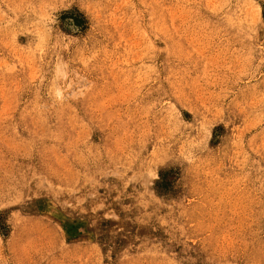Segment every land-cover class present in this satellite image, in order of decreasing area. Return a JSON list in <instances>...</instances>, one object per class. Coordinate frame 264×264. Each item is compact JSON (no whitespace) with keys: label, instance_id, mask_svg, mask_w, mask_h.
<instances>
[{"label":"rangeland","instance_id":"1","mask_svg":"<svg viewBox=\"0 0 264 264\" xmlns=\"http://www.w3.org/2000/svg\"><path fill=\"white\" fill-rule=\"evenodd\" d=\"M0 264H264V0H0Z\"/></svg>","mask_w":264,"mask_h":264}]
</instances>
